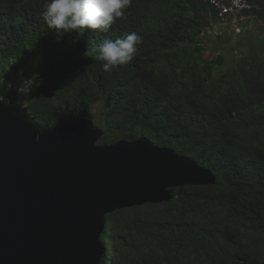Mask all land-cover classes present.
Listing matches in <instances>:
<instances>
[{"label": "trees", "instance_id": "1", "mask_svg": "<svg viewBox=\"0 0 264 264\" xmlns=\"http://www.w3.org/2000/svg\"><path fill=\"white\" fill-rule=\"evenodd\" d=\"M47 2L0 0V80L40 73L24 100L38 123L91 117L101 104L97 144L142 135L217 176L108 214L101 264H264V59L225 68L206 57L198 37L221 20L210 0H132L107 31L60 39L43 19ZM132 31L143 38L137 53L106 71L94 45Z\"/></svg>", "mask_w": 264, "mask_h": 264}, {"label": "water", "instance_id": "2", "mask_svg": "<svg viewBox=\"0 0 264 264\" xmlns=\"http://www.w3.org/2000/svg\"><path fill=\"white\" fill-rule=\"evenodd\" d=\"M0 102V264H101L116 210L159 204L215 173L144 136L99 145L88 116L44 128L29 104Z\"/></svg>", "mask_w": 264, "mask_h": 264}, {"label": "clouds", "instance_id": "3", "mask_svg": "<svg viewBox=\"0 0 264 264\" xmlns=\"http://www.w3.org/2000/svg\"><path fill=\"white\" fill-rule=\"evenodd\" d=\"M132 0H48L42 13L48 28L54 29L57 39L65 33L77 32L85 28L107 31L117 18L124 17ZM143 38L137 32L126 33L115 40H105L94 45L97 59L104 61V69L111 70L130 62L138 51ZM21 69L18 81L0 80V102L11 104L7 94L15 88L16 102L24 106L23 101L43 85L39 72L25 77Z\"/></svg>", "mask_w": 264, "mask_h": 264}, {"label": "rangeland", "instance_id": "4", "mask_svg": "<svg viewBox=\"0 0 264 264\" xmlns=\"http://www.w3.org/2000/svg\"><path fill=\"white\" fill-rule=\"evenodd\" d=\"M222 1L226 2L228 0ZM244 1L247 3L246 0ZM254 1L256 12H254V15H251L254 18V21L251 22V27L253 26V28H247V34L244 35L242 33V28L241 32L237 33L238 29H236V24L239 21H244L246 19V14H244L241 11L242 9H240V11L234 12L229 16H225L223 20L213 21L212 25L206 28L205 31L199 35V42L206 46L205 54L207 58H215L218 55L222 56L224 58L223 67L225 68L235 67L238 63L246 60L257 61L259 58L264 59V54H258L259 51L264 50V0ZM230 3H232V0H230ZM250 7L251 5H249L248 8L246 7V10ZM222 27H229L231 31H226ZM254 28H257L256 31L251 33ZM259 28L261 29L260 33H258ZM220 30H223V32ZM9 75L12 77L11 74ZM19 75L20 72L17 74L18 79ZM11 92L7 95L9 97L16 98V95ZM102 110V105L97 104L90 117L99 125L101 124L98 119L101 116Z\"/></svg>", "mask_w": 264, "mask_h": 264}, {"label": "built area", "instance_id": "5", "mask_svg": "<svg viewBox=\"0 0 264 264\" xmlns=\"http://www.w3.org/2000/svg\"><path fill=\"white\" fill-rule=\"evenodd\" d=\"M218 9H219V17L221 20L225 18V16H229L234 12L240 11V9L244 10L246 7H249V4L246 3L244 0H232V3H230V0L223 2L222 0H210ZM241 10V11H242ZM254 21V18L251 16H246V19L244 21H239L236 25V29H238L237 33L241 32L242 28V33L244 31H247V28L251 29V22ZM240 29H239V27ZM223 28V27H222ZM224 30L231 31L229 27H224ZM218 30V29H217ZM223 32V30H220ZM223 35V34H221ZM13 94L16 95L15 93V88H13L12 92ZM28 98V97H27Z\"/></svg>", "mask_w": 264, "mask_h": 264}, {"label": "crops", "instance_id": "6", "mask_svg": "<svg viewBox=\"0 0 264 264\" xmlns=\"http://www.w3.org/2000/svg\"><path fill=\"white\" fill-rule=\"evenodd\" d=\"M260 32H261V29L259 28V32H258V33H260ZM262 36H263V35H262ZM259 50H260V49H259ZM258 54H260V55L264 54V50L259 51Z\"/></svg>", "mask_w": 264, "mask_h": 264}]
</instances>
